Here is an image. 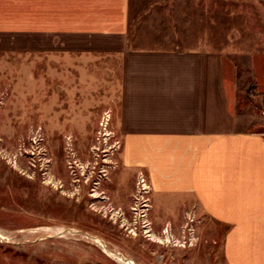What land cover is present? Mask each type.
Returning <instances> with one entry per match:
<instances>
[{
	"label": "rangeland",
	"instance_id": "rangeland-1",
	"mask_svg": "<svg viewBox=\"0 0 264 264\" xmlns=\"http://www.w3.org/2000/svg\"><path fill=\"white\" fill-rule=\"evenodd\" d=\"M171 13L155 27L181 29ZM220 15L238 127L264 133V0H220ZM50 42L0 51V264H227L225 227L119 161V60Z\"/></svg>",
	"mask_w": 264,
	"mask_h": 264
},
{
	"label": "crops",
	"instance_id": "crops-1",
	"mask_svg": "<svg viewBox=\"0 0 264 264\" xmlns=\"http://www.w3.org/2000/svg\"><path fill=\"white\" fill-rule=\"evenodd\" d=\"M170 10L183 27L156 28ZM220 17V0H0V51L116 57L122 166L225 227L227 264H264V133L238 127Z\"/></svg>",
	"mask_w": 264,
	"mask_h": 264
},
{
	"label": "bare ground",
	"instance_id": "bare-ground-1",
	"mask_svg": "<svg viewBox=\"0 0 264 264\" xmlns=\"http://www.w3.org/2000/svg\"><path fill=\"white\" fill-rule=\"evenodd\" d=\"M153 236V235H152ZM151 239H154L155 241H159V242H162V239H160V238H156V237H152ZM120 260H126L125 258H120ZM130 263H132L131 261H129ZM128 263V262H127Z\"/></svg>",
	"mask_w": 264,
	"mask_h": 264
},
{
	"label": "built area",
	"instance_id": "built-area-1",
	"mask_svg": "<svg viewBox=\"0 0 264 264\" xmlns=\"http://www.w3.org/2000/svg\"><path fill=\"white\" fill-rule=\"evenodd\" d=\"M140 180H139V183L141 184V185H145L146 183H144V177L143 176H140V178H139ZM144 188V187H143ZM142 188V189H143ZM143 190H145V189H143Z\"/></svg>",
	"mask_w": 264,
	"mask_h": 264
}]
</instances>
